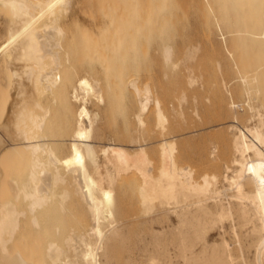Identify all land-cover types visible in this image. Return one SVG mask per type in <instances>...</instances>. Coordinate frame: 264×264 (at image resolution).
I'll list each match as a JSON object with an SVG mask.
<instances>
[{
    "label": "bare ground",
    "instance_id": "bare-ground-1",
    "mask_svg": "<svg viewBox=\"0 0 264 264\" xmlns=\"http://www.w3.org/2000/svg\"><path fill=\"white\" fill-rule=\"evenodd\" d=\"M0 1L4 2L5 10L0 11V16L12 18L8 46L13 51L3 64L10 71L15 85L11 89L13 99L10 108L6 111V118L12 120H9L6 130L13 128L9 130L13 140L10 137L11 141L4 137L5 141L0 140V264H110L106 260L109 244L112 238L121 237L124 230L115 213V171L131 164L143 179V183H139L142 185L141 193L138 190L140 194L137 195V198L141 195V202L136 200L141 205L140 209L143 207V212L150 215L158 205L168 208L174 216L169 224L171 252L167 263L264 264V113L261 110L264 99L250 98L248 90L244 91V104L248 111L254 112L249 118L253 123L240 129L232 126V130H235L231 138L232 158L229 161L232 166L224 165L225 174L204 179L201 188L183 185L177 177L167 181L157 180L150 174L153 167L149 165L151 159L146 154L149 148L140 134L146 126L144 115L150 112L151 105L152 117L165 112L156 98L158 95L151 89L139 94L138 85L130 79L133 82L128 85L138 97L132 104L122 105L116 112H123L124 115L129 111L126 120L132 122L135 135L127 139L128 145L118 142L119 139H112L114 136L104 143L105 131H102L105 126H101L104 122L101 113L113 107L111 94L123 87L121 85L119 89L111 85L116 80L110 81L111 76L114 77L110 64L105 66L102 62L98 68V64L93 66L92 61L91 65L80 69L83 74L79 75L67 51L62 52L70 44L84 45L89 52L97 45L144 44L162 50V58L169 62L174 47L208 45L210 48L209 45L216 44L214 37L219 35L224 44L228 41L230 49L257 52V60L243 58L239 63L242 69L252 73L253 81H260L257 92L262 93L264 98V0H133L134 13L132 11V14L121 17H114L113 14L108 25L97 24L96 32H89L85 37L80 36L79 30L76 32L72 29L77 24L71 28L65 26V22L74 19L75 0H42L34 3L30 0ZM128 2L127 6L123 2L124 8L132 10V1ZM105 9L99 7L95 11L84 12L95 18H106ZM36 14L42 16L44 22L40 29L29 33L30 23L27 20ZM191 27L201 33L199 40L185 37ZM127 32H134L136 36L132 38L129 34L127 39L124 37ZM101 46L98 48L102 50L104 47ZM97 62L100 64L99 60ZM23 64L27 67L25 70L20 68ZM103 76L110 81V85L106 79L105 86L101 84ZM189 80L190 84L194 83L192 79ZM246 80L245 76L241 77L244 84ZM123 89L126 92L125 86ZM115 92L119 95V91ZM62 93L68 94L69 97L63 96L68 97V106L70 101L74 106H69L71 109L68 107L70 111H75L72 112L73 118L67 122L70 132L65 133V123L61 126L64 130L62 133L57 129V133L64 132L65 136L51 133L53 127L49 124L52 114L48 106L51 102H60L56 100V95L61 98V103L66 102V98L62 100ZM149 94L154 96V100L149 101ZM46 95L53 99L48 100V106L41 101ZM251 101L257 104L252 105ZM217 103L221 111L237 107L233 100L227 105L222 101ZM64 110L62 112H66ZM233 119L235 123L239 121L237 117ZM6 121L4 119L2 123L5 126ZM3 127L0 126V129ZM62 136L65 138H57ZM159 138L158 143L163 147L178 140L175 136ZM59 145L64 147L62 154L56 150ZM17 155L20 158L14 160ZM110 160L114 162L113 166L109 165ZM72 204L73 207L77 204L75 207L79 215H85L83 219H87L83 220L82 229L70 228L61 222L52 226V220L67 217L68 206ZM44 222H50L48 226L51 227L46 228ZM84 222H87L86 227H83ZM225 223H229L231 240L226 238ZM238 223L243 230L241 234L237 233L240 228L236 230ZM158 233L161 231H157L153 239L158 240ZM49 234L54 236L53 239H49ZM161 250L160 254L164 251ZM147 252L148 264L160 263V258H157L158 263L154 257L156 249L152 255Z\"/></svg>",
    "mask_w": 264,
    "mask_h": 264
},
{
    "label": "rangeland",
    "instance_id": "rangeland-1",
    "mask_svg": "<svg viewBox=\"0 0 264 264\" xmlns=\"http://www.w3.org/2000/svg\"><path fill=\"white\" fill-rule=\"evenodd\" d=\"M36 1L41 2L42 0H30V2L32 3ZM75 1L77 6L74 4V19L65 22V26L71 28L73 24H77L72 29H74V31L76 32H78L79 30L78 33L82 37L87 36L86 34H89V32H96L97 24L104 23L105 25H108L111 15L114 14V17H121L123 15L131 13L135 9L133 7L135 6L133 4V0H131L132 10L127 9V7L124 8L125 5L127 6V4L129 3L128 0H126V3L124 0ZM123 2L125 5H123ZM3 7L4 2L0 1L1 12L5 11ZM99 7L106 8V18H95L84 12L87 10L95 11ZM132 13H134V11ZM27 21L30 23L28 27V32L30 33L33 30L40 29L42 27L44 18L39 14H36L34 18H30ZM11 24L12 18L5 19L3 16H0V126L5 127H3L2 130L0 129L1 134L4 135L2 136L0 134L1 141H5L7 140V138L9 139V141H11L10 138H12L13 140V136H11L12 132H10L11 134L9 133V130L12 131L13 128L9 130L7 129L8 131L6 130L7 125L10 123V121L12 122V120H10L11 118H6V111L10 108V104L13 99L11 98L13 94L12 90L15 85L13 86L14 83L13 79H11L12 75L10 71L3 64V62L5 63L6 61H8L6 58L7 55L13 51L12 47L8 46L11 38ZM198 33L199 32L197 29L191 27L188 28L185 37L191 40H199L198 38H201L202 35L201 33ZM129 34L130 32H127V34L125 33L124 37L128 39ZM131 34L130 36L132 38L136 36H134V32H132ZM193 37L195 38L193 39ZM214 39L216 41V44L211 46L209 45L210 48L207 47L208 45L199 46L197 48H189L188 46L174 47L172 49L169 62H165V60L162 58V50L144 44H142L144 45V47L141 44L139 46L128 44H122L121 46L112 45V47H110L111 45H102L104 47L103 49H106V51H102L103 49L101 50L100 48H98L101 45H97L90 50L92 56H94L93 54L95 52L94 58L90 56L91 53L84 45L70 44V46L68 45L69 47L65 46L64 50L62 51L63 53L67 51L66 53L69 54L70 60L72 61V64L76 66L78 72H80V69L84 68L87 64L91 65L92 61L94 62L92 63L93 66H95L96 63L98 64V68L101 67L102 62V65L105 66L110 64L109 67L113 69V76L115 77L114 78L111 76V78H114V80L110 78V81H118V83H116L115 81L114 84L111 83V85L119 89H121V85L123 88L125 86L126 92L123 91V88L122 90L114 88L115 90L113 94L117 93L115 91H119V95L115 94L117 96L116 97L115 95L111 94V98H114V100L112 99L114 101L113 107L108 108L101 113L104 119V122L101 124V126H105V129L103 128L102 133L104 131L105 132L104 138L102 140L103 134H101L100 131V140H102V142L104 143L109 142V139L111 140L110 136H114L112 137V139L116 138L114 140L117 141L119 139L118 142L122 143L123 145H128L129 138L135 135L132 122L129 119L126 120V115L129 113V111L124 112V115L123 112H116V110L120 109L122 105L125 107L132 104L134 102L133 100L138 97L136 96V93H134V91L131 89V87H129V82L131 83L133 82V80H135V83L136 85H138L137 87L139 89L137 91H140L139 94H144L146 91L151 89L153 90V92H155L154 94L158 95L156 96V98L158 99L160 106L165 110V112L163 113V115H155L154 117H152L151 110L153 109V106L151 105V107L149 108L150 112L144 115L146 126L145 128H143L142 134H140L142 140H144L148 144L149 153H147L148 151L146 150V154H148L151 159L149 165L152 164L151 168H153L149 169L150 171L153 170V172L150 173L152 174L151 176L153 177V179L167 181L168 179L177 177L181 180L183 185L191 184L194 187L201 188L202 186H204V179L225 174L224 165L228 164L225 166H229V161H231L232 158L231 138L235 132V130H232V126H236L240 129L241 127H250L253 123L249 121V118L254 115V112L248 111L246 105L244 104V91L246 89L248 90L250 98H256L258 100L264 99L262 93L260 94L259 92H257L260 89V81H253L251 77L252 73H249V70L247 69H242V65L239 63L243 60V58H246L248 60L251 59L253 61L257 60V52L251 51L249 49H230L228 41L226 40L227 43L224 44L219 35H216ZM113 47H115V50L118 52H116ZM99 49L103 52V55L102 52L99 51ZM108 51L110 55L108 54ZM113 51L116 54H114ZM100 55L104 57V59L101 58ZM105 56H109L108 58L106 57L107 64L105 62ZM100 59L103 61H101ZM98 60L100 64L97 62ZM89 61L90 63H88ZM173 65L176 67L173 68ZM20 68L21 70H25L27 67L23 64L20 66ZM114 73L116 75L118 74L117 76L121 77L118 78ZM81 74H83V72H80L79 75ZM243 76L247 78V82L245 84L241 81V77ZM188 78L192 79L194 83L190 84V80ZM22 79H24V76L22 77ZM105 79L104 76L101 79V84L103 86H105ZM119 79H121V81ZM130 79L133 80L130 81ZM125 80H127L128 82ZM110 81H106V83H109L110 85ZM20 84L25 85L24 82H21ZM23 85L20 86L23 87ZM127 87L129 89H127ZM120 91L123 93H120ZM128 91H130L131 93ZM64 94L65 93H62L61 97L63 101L67 99L66 102L64 101L65 105H63L64 103H61V98L57 95L55 96L57 97L56 100L60 102H57L56 100L55 101L58 104L51 102L48 106L47 103L53 100L49 98V95H46V97H43V99L41 100L42 103H45V106H48L51 109V122L49 121V124H52L51 126L53 127L52 129H50L52 130L51 133H57L59 129L61 132H58L62 133V123H65V133L68 134V131L70 132L71 130L70 125H68L67 122L71 119V117L73 118L72 112L75 111H70L71 108L69 106L72 107L73 104L70 101V105L68 106L69 96L68 94H65L68 97L63 96ZM181 97L183 101L181 100ZM152 98L154 100V96H149V101H152ZM115 99H117L118 101H116ZM231 100H233L237 107L228 109L227 111L219 110L217 105L218 101H222L224 105H227ZM52 104H56V106H53ZM251 104L256 105L257 103L255 101H251ZM72 108H74V106ZM90 109L95 110V108L91 106ZM63 110L66 112H62ZM68 110L71 113H69ZM261 110L264 113V107ZM62 113H64V116L62 115ZM232 114L236 115L232 116ZM235 117H237L239 120L237 121V123H235L233 119ZM4 119L5 121L8 120L6 121V126L2 124ZM55 120L57 122H55ZM11 124L13 126V123ZM11 124L9 125V128L12 127ZM112 124L114 127L112 126ZM65 133L63 132V134L59 135H64ZM180 135H183V137L178 138ZM64 136L57 138L64 139ZM164 136H167V138H172L175 136L178 138V140L171 142L169 145L167 144V146L164 145V147L166 146L165 149L163 145L161 146V144L158 143V141H160L159 137ZM3 137L5 138V140ZM160 146L163 148L161 149ZM63 148V146L59 145L58 147H56V150L59 154H62ZM212 151H214V155H212ZM214 156L216 157L214 158ZM18 158H20L18 157V155L17 157L14 156V160H17ZM110 161H108L109 165L113 166L114 162L111 161V164ZM231 166L232 165H230L229 167ZM114 167L116 168V165H114ZM20 168L23 169V167ZM115 172L117 178L115 189V213L117 215L118 222L121 223L120 227H123L124 230L121 237L112 238V240L114 241L111 240L109 244L106 260L110 264H148L146 261L148 259V257L146 259V256L148 254L147 251H149V254L151 253L150 255H152L154 254L152 253L153 250L155 252L156 249L157 253L155 252L154 257H156V260L157 258H160V263L157 260L158 263L169 264L167 263V261L169 262L168 254L171 252L169 242L171 238V225L169 224H171V220L174 219V216L168 208L164 209L161 208V206L158 207V205L153 212L155 214L151 213L150 215H147L143 212V207L142 209H140L141 205L139 204V206V202L136 200H140L141 198V195L138 196V198L137 195L141 193L140 190L142 187L141 184L143 183V179L137 174L136 168H134L132 164L124 168H116ZM140 182L141 184H139ZM137 187H140V189H138ZM138 190L140 193L138 192ZM75 206L77 207L78 205L75 204ZM75 206L73 207V204L72 206L69 205L67 217L63 219L57 218V220L54 219L52 220L51 225L55 226L53 225V223L56 224V222H61L62 224H65L64 226L67 225V227L70 228L74 226L75 228L77 227L80 229L82 227L81 224L84 220L83 218H85V213L83 214V217L80 216V212L78 213L79 210ZM144 215H146V217ZM45 221L47 222L48 220ZM49 223L50 222H48V224ZM45 224L46 228L51 227V225L48 226L47 223ZM84 224L85 226L83 227H86L87 222H84ZM224 226L227 233L226 238H230L231 240L232 235L228 229L229 223H225ZM238 226H240L239 223L236 226V230L240 228ZM167 230L169 231L170 235ZM157 231H161V233H158V235L160 234V236L158 237L159 241L157 239H153L157 234ZM240 231L243 232V230H241L240 228L239 231L237 230V233L241 234ZM49 236L51 237L49 238L47 236L46 238H49L50 240L54 237L50 234ZM154 241H156L157 243H155ZM159 246H161L162 248H158ZM147 247H149L151 250ZM161 249H163L164 251L160 254V252H162ZM156 254L159 256H156Z\"/></svg>",
    "mask_w": 264,
    "mask_h": 264
}]
</instances>
